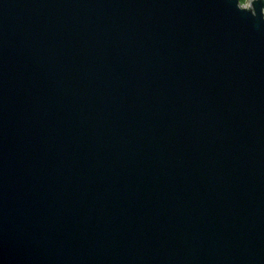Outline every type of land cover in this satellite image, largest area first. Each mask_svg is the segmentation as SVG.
<instances>
[{
    "label": "water",
    "instance_id": "water-1",
    "mask_svg": "<svg viewBox=\"0 0 264 264\" xmlns=\"http://www.w3.org/2000/svg\"><path fill=\"white\" fill-rule=\"evenodd\" d=\"M0 264H264V0H0Z\"/></svg>",
    "mask_w": 264,
    "mask_h": 264
},
{
    "label": "built area",
    "instance_id": "built-area-1",
    "mask_svg": "<svg viewBox=\"0 0 264 264\" xmlns=\"http://www.w3.org/2000/svg\"><path fill=\"white\" fill-rule=\"evenodd\" d=\"M245 2H246V0H245L243 3H241V2H240V5H241V6H242V5H244V4H245Z\"/></svg>",
    "mask_w": 264,
    "mask_h": 264
},
{
    "label": "trees",
    "instance_id": "trees-1",
    "mask_svg": "<svg viewBox=\"0 0 264 264\" xmlns=\"http://www.w3.org/2000/svg\"><path fill=\"white\" fill-rule=\"evenodd\" d=\"M245 0H240L241 3H243Z\"/></svg>",
    "mask_w": 264,
    "mask_h": 264
}]
</instances>
